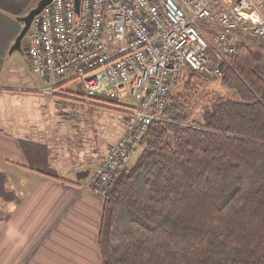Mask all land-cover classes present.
Listing matches in <instances>:
<instances>
[{"label": "trees", "instance_id": "obj_1", "mask_svg": "<svg viewBox=\"0 0 264 264\" xmlns=\"http://www.w3.org/2000/svg\"><path fill=\"white\" fill-rule=\"evenodd\" d=\"M184 78L188 92L205 80ZM219 79L232 96L214 94L199 120L170 93L169 120L110 187L103 264H264V50L243 46ZM6 183L0 172V200H16Z\"/></svg>", "mask_w": 264, "mask_h": 264}, {"label": "built area", "instance_id": "obj_2", "mask_svg": "<svg viewBox=\"0 0 264 264\" xmlns=\"http://www.w3.org/2000/svg\"><path fill=\"white\" fill-rule=\"evenodd\" d=\"M249 34L264 42V0H81L79 12L75 0H52L32 20L26 54L39 91L126 115L124 134L91 174L105 197L150 125L169 120L177 82L192 71L221 77ZM72 80L82 91L63 89Z\"/></svg>", "mask_w": 264, "mask_h": 264}, {"label": "crops", "instance_id": "obj_3", "mask_svg": "<svg viewBox=\"0 0 264 264\" xmlns=\"http://www.w3.org/2000/svg\"><path fill=\"white\" fill-rule=\"evenodd\" d=\"M29 1L0 0V172L17 195L0 200V264H103L106 203L93 192L91 174L124 134L126 115L100 106L90 111L101 144L93 126L74 124L76 114L59 116L57 102L45 96L51 94L38 90L26 40L11 52L23 27L19 17L38 3ZM76 83L78 89H63L82 91Z\"/></svg>", "mask_w": 264, "mask_h": 264}, {"label": "rangeland", "instance_id": "obj_4", "mask_svg": "<svg viewBox=\"0 0 264 264\" xmlns=\"http://www.w3.org/2000/svg\"><path fill=\"white\" fill-rule=\"evenodd\" d=\"M30 3H34V2H38V0H33V1H29ZM26 40V37H25ZM246 42L247 44L252 45L255 48H262L264 50V42L252 35L249 34L246 37ZM182 77L177 84L174 86V88L172 89V91L170 92L171 94H180L183 97L186 98V103L188 106V111L190 114V121L193 120H199L202 118L203 116V112H204V108L203 106L205 104H210V101L212 99V97L214 96V94H219L225 97H229L232 96V93L228 90H226L221 84H220V79L219 78H209L207 80H204L203 83L198 87V89L194 90V91H190L188 92L185 89V78ZM66 86H69L70 88H74V89H78L77 88V83L75 80H72L70 82H68L66 84ZM186 90V91H185ZM47 98H49L51 101L53 102H57V108H58V114L60 117L64 118L65 116L67 118H70V116H75L76 114V120L74 121V124H76L77 126L82 122L86 124V126H93V129H95L96 127V116L95 114H92L91 112H95L97 110V106L90 103V102H86V101H82V100H77V99H73V98H69V97H57L54 95H45ZM62 100L63 103H59V101ZM128 100V99H126ZM120 101H122L120 99ZM119 102V99L118 101ZM126 103H135L134 100H129ZM15 106L13 105H7V108L10 110L12 109V107ZM19 107V105L17 106ZM76 108H79V111H76ZM101 108V107H100ZM2 109V106H0V110ZM91 111V112H90ZM119 112L121 114V116H124V113L121 111H116ZM82 120V121H81ZM78 121H81L80 123H78ZM76 126V127H77ZM96 135L99 137L100 140V144L101 142V132L100 130H96ZM108 143V141H107ZM144 148V144H141V146L138 148V150L134 153L130 165L132 166V163L134 161L137 160V156L139 155V153L143 150ZM134 165V164H133Z\"/></svg>", "mask_w": 264, "mask_h": 264}, {"label": "water", "instance_id": "obj_5", "mask_svg": "<svg viewBox=\"0 0 264 264\" xmlns=\"http://www.w3.org/2000/svg\"><path fill=\"white\" fill-rule=\"evenodd\" d=\"M51 1L52 0H39L37 5L33 7L27 14L19 17V20L23 22V27L11 47V52L15 50H23V41L28 34L34 16L38 14ZM80 2L81 0H75L77 12H79L80 9Z\"/></svg>", "mask_w": 264, "mask_h": 264}]
</instances>
